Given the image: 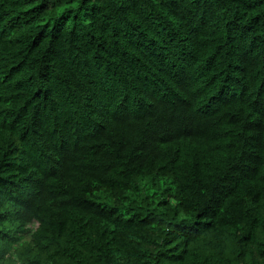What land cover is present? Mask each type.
Returning a JSON list of instances; mask_svg holds the SVG:
<instances>
[{
    "label": "trees",
    "instance_id": "trees-1",
    "mask_svg": "<svg viewBox=\"0 0 264 264\" xmlns=\"http://www.w3.org/2000/svg\"><path fill=\"white\" fill-rule=\"evenodd\" d=\"M0 264H264V0H0Z\"/></svg>",
    "mask_w": 264,
    "mask_h": 264
},
{
    "label": "rangeland",
    "instance_id": "rangeland-1",
    "mask_svg": "<svg viewBox=\"0 0 264 264\" xmlns=\"http://www.w3.org/2000/svg\"><path fill=\"white\" fill-rule=\"evenodd\" d=\"M36 225L32 226V228H35Z\"/></svg>",
    "mask_w": 264,
    "mask_h": 264
}]
</instances>
